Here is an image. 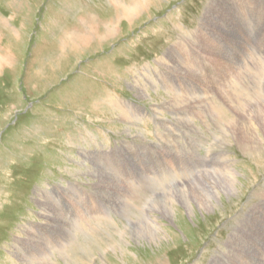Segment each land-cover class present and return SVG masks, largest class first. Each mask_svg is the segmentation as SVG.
<instances>
[{
	"label": "rangeland",
	"instance_id": "1",
	"mask_svg": "<svg viewBox=\"0 0 264 264\" xmlns=\"http://www.w3.org/2000/svg\"><path fill=\"white\" fill-rule=\"evenodd\" d=\"M112 1L0 0V57L3 59L0 67V264H28L19 257V248L26 251L33 248L31 242L46 243L41 231L33 229L48 232L51 238L48 243L55 236L63 240L70 234L73 236L71 244L62 245L58 252L50 250L51 257L46 248V259L48 256L51 264H264V145L243 151L233 138L237 132L231 138L226 137L229 141L219 144L213 137L220 135L214 129L215 118L207 119L209 126L197 119L193 124L176 120L166 104L169 92L156 84L158 79L162 81V76L152 69L164 71L160 66L161 56L168 46L200 26L207 12L205 21L212 28H207L204 35L225 44L228 50L220 49L224 55H230L233 50L229 34L247 50L249 42L257 59L256 72L258 67L264 70V0H249V4L230 0L226 10L232 11L233 20L228 25L224 20L226 10L222 12L226 0L212 5V0H141L135 15L125 21H114L116 10ZM257 11L260 18L256 16ZM136 15L139 17L135 18ZM241 16L247 24L245 30L239 26ZM132 18H135L133 23H128ZM110 21L117 26L104 38L103 28L98 24ZM88 24H93L92 32ZM219 31H223V38ZM82 33H89L92 40H97L83 48L84 41L79 40ZM66 34L74 38L76 45L65 39ZM199 56L210 64L206 56ZM233 58L240 62L234 53ZM203 60L195 59V70L208 77ZM164 72L177 76L171 71ZM253 81L252 92L264 94L258 80ZM190 82L183 84L189 86ZM117 101L136 104L144 114L139 118L142 121L137 119L131 127L111 105V102L118 105ZM219 105L226 119L235 118L229 120L233 129L241 120L244 124L248 122L236 117L243 109L235 103L234 110L226 104ZM188 109L195 116L196 108L188 106ZM161 122L165 126L173 125L168 127L173 131L169 136ZM222 124L218 122L219 126ZM260 138L264 139L261 130ZM126 139L138 147L140 156H147L146 163H138L132 153L133 161H129L128 149L123 145ZM104 142L111 149L117 146L119 151L114 150L113 154L118 153V161L127 162L121 163L119 169L110 168L122 176L119 177L123 184L121 195L135 197L136 191H141L139 201L132 204L139 212L133 207L124 213L120 199L111 200L105 194V187L98 185V177L111 178L100 169L99 162L90 163L94 158L83 160L86 163L82 167L77 164L82 163L81 149L100 150ZM227 160L238 174L234 196L218 192L220 196L214 202L213 198L208 213L187 216L182 214L185 206L180 205L173 212L176 216L167 212L165 219L157 212H149L154 200L169 197L176 187L194 182L200 173L225 166ZM105 161L103 165L109 166ZM132 162L140 169L132 168ZM172 167L179 174L173 180H161V184L147 180L152 171L157 174ZM182 169L190 173L184 176L180 174ZM138 171L147 173V181L145 177L138 180ZM68 184L74 185L83 194L82 198L87 199L88 216L99 215V218L74 216L79 210L75 206L77 210L70 209L66 214L79 228L66 224L62 231L57 224L53 228L48 225L50 222L42 216L45 208L38 202L44 200L42 192L53 188L60 195L64 193L62 202L65 198L71 203L64 196L71 194L63 192ZM99 191L103 193L98 194ZM142 214L151 219L157 217L162 227L158 234L165 239L154 243L148 232L138 238L130 235L131 215L142 219ZM107 215L111 216V222L104 219ZM62 216L56 220L59 224H63ZM38 224H43V228Z\"/></svg>",
	"mask_w": 264,
	"mask_h": 264
},
{
	"label": "bare ground",
	"instance_id": "2",
	"mask_svg": "<svg viewBox=\"0 0 264 264\" xmlns=\"http://www.w3.org/2000/svg\"><path fill=\"white\" fill-rule=\"evenodd\" d=\"M131 1L132 2H130V3H127L125 1L123 2V0H113L112 1V5L116 10V14H115L116 16L114 18V21L117 19L121 20V21H125V20H128L129 18H131L132 16L135 15L137 10L141 7V4H140L141 0H131ZM222 1L223 0H212V2H210V5H212L213 3L219 4ZM239 1H244L245 3L249 4V0H239ZM257 1L259 2V0H257ZM229 2H230V0H226V4L222 8V12H224L227 9ZM138 17H139V15L135 16V18H138ZM206 17H207V12L205 13V18H203L201 20L200 26H197L196 28H194L193 31H191L188 35H185L184 38H182L178 42H175L171 46H168L166 53L161 56L160 66L163 68L164 71H171V72L175 73L177 76L174 77V76H171L168 72H164L160 69L152 68L154 71H157V73H159L162 76V81L158 79L159 82H156V84H159L160 87L166 89L169 92L170 99H169V101H166V104L169 105L168 108L170 109L172 115L175 117L176 120L180 119L187 124H193V122H194L193 120L197 119V120L201 121L202 124L209 126L207 119L208 118L209 119L215 118L216 127L214 129L216 130V132H220V135L219 136L216 135L213 137H215V140L218 141L219 144L226 143L227 141H229L226 137L231 138L232 137L231 135L233 133L237 132V134L235 133L233 138L236 141L235 144L238 146V148H241V147L244 148V149L241 148V150H243V151L249 150V149H253V150L258 149V147H261L262 145H264V143H263L264 139L260 138V130L262 131V135L264 136V94H262V95L254 94L252 91H254V85H255V82L253 81L254 79L258 80L259 88L264 89V70H260V68L258 67L257 72H256L257 59L253 56V54L251 52L250 43L248 42V50H247V48L245 46L238 44L235 41V39L233 38V36L230 34H229V38H230L231 43L233 45V50H232V53L230 55H224L220 51V49L221 50H228L227 46L225 44L221 43L219 40H216V39L208 37V36L206 37L204 35V32H205V30H207V28H212V26H210L205 21ZM134 19L128 21V23H131V22L133 23ZM224 20H225L226 25H228L232 22L233 13L231 10H226L224 12ZM92 23L97 24V22L95 20H93ZM91 26L89 25L90 32H92V30H94L93 24ZM98 26H99V28H103L102 29L103 33L101 36H104V38H107L106 37L107 35L110 36L115 31V26H117V25L113 24V22L110 21L109 23H104L101 26H100V24H98ZM239 26L243 30H245L247 27L245 18L243 16H241V18L239 19ZM248 26L250 29L251 26L249 24H248ZM219 34H220V38H223V31H219ZM80 36H81V37H79L80 42H81V40L84 41V43L82 44L83 48H87V46L91 42H95V40H97V39L92 40V36H90L89 33H84L83 35L80 34ZM67 38L69 41L71 40V43L73 45H76L73 42L74 38H72V36L70 34H66L65 39H67ZM98 40H100V43H101V38H99ZM64 43H65V41H64ZM64 45H66V43ZM196 53H200V54H196ZM233 53H234V57L240 59L239 60L240 62L236 61L233 58ZM199 55L206 56L208 58L210 64H208V62L203 60ZM164 56H165V58H164ZM196 58L205 61L206 65H207L206 75L209 78L206 77L205 75H203L202 73H198L195 70V67H196L195 66V59ZM2 61H3V59L0 57V67H1ZM170 61H172V62H170ZM251 64H253L254 67H252ZM223 67L227 68L228 70L225 71V69ZM181 77H184V79H182ZM185 81H191L193 83L190 82L189 86H185L183 84ZM168 82H175L177 84L174 86H169V85H166V84H168ZM153 87L156 88L155 85ZM157 90H158V88H157ZM171 92H172V94H171ZM109 99H111V98H109ZM215 101H218L220 104H226L228 106V109H231V110L236 109V107L233 105V103H235V105L237 107H239L241 110L243 109L241 114H239L238 116L236 114V117H242L248 122H245V124H244V122L241 120L239 122V124L237 125V127H235L236 129H233V127H232L233 125L231 124V122L229 120H233L235 118L226 119L224 114L221 112L222 106H220L219 103H217V102L215 103ZM117 103H118V101H117ZM120 104H121V107H120ZM111 105L117 109L121 118H123V120L126 123H128L131 127H134V125H133L134 121H136L137 119H139L140 117H142L144 115L142 112V109H140L136 104H132L129 102H127V103L120 102L117 105V104H113L111 102ZM188 106H193L194 108H196L195 112H194L195 116L190 112V110L188 109ZM222 110H224L223 107H222ZM139 120L142 121V119H139ZM145 120H146V118H145ZM157 120H159V119H157ZM239 120H240V118H239ZM226 121H229V122H226ZM218 122L223 123L222 126H219ZM157 125H156V127H157ZM162 125L164 126L165 131L167 132V135L169 136L171 129H169L168 127H172L173 125L171 123H167L166 126L164 123H162ZM136 126H137V124H136ZM171 132H173V131H171ZM141 138H143V137H141ZM141 141H143V139ZM104 143L106 144V142H104ZM104 145L101 146L100 150H97L96 148L93 150L81 149L80 150L81 154H79V155L82 158V163L78 162L77 164L82 167V164L86 163V161H83V160H85V159L90 160V158L95 159V160L90 162L92 165H95V162H99V165L102 167L100 169L102 171H106L107 175H110L111 180H108V176H106V175L99 176L98 177V180H99L98 185L105 187V194L107 196H109V198H111V200H113L114 198H117L114 200L120 199V201L124 205L122 207H123V210L125 213V211L126 212L129 211V208L134 207V206L132 207L133 201H139V199L141 197V191L140 192L136 191V193L137 192L138 193L135 194V197H128V196L124 197L123 195L120 194L123 184L120 182L121 178L119 179V177H122V176L117 171H116L117 175L115 173H113L110 167H114V168L119 169L121 163L124 164L127 162H125V161L122 162L121 160L120 161L117 160L118 153L113 154L114 150L119 151L118 147L115 144H113L116 146L115 149H111L109 147H106L107 144L105 146ZM123 145L125 146L126 149L129 150V151L127 150V154L130 158V160H129L130 162L132 160L131 153L135 154L137 156L138 163H141L144 161L143 162V164H144L147 162V160L144 158L147 156L142 154L141 155L142 157H141L137 153V152H139L138 147H136L133 144V142H130L128 139H126L125 142L123 143ZM96 147L98 148L97 145H96ZM103 148H104V151H102ZM147 148H149V147H147ZM215 148H216V146H215ZM154 151H155V149H154ZM213 152H215V151H213ZM251 152H252V150H251ZM261 153H262V151H261ZM213 154H215V153H213ZM249 157H251V155ZM105 159L110 163V164H108L109 166L103 165V163H106ZM223 160H224V156H223ZM112 162H113V164H112ZM183 162H185V161H183ZM226 162H227V164L225 166H222V167L217 166L213 171L211 170L210 172L206 171V172L200 173L197 176V178L196 177L194 178V182H192L190 184H185L183 187H176L172 192H170L172 195H169V197L161 198L158 201L154 200V202H156V201L157 202L156 203L153 202L151 204V208H150L151 210L149 212H153V213L157 212L159 214L160 218L165 219L167 212L171 216H176V214L173 215V212L175 209H179V205H180L182 207L185 206V210L182 214H187V216H191L192 214H195L196 212L208 213L210 211V208H211L210 206H211V202H212L213 198H214V200H213V202H214L217 199V197L220 196L218 194V192L221 191V192H223L229 196H234L237 193V183H238L237 175L238 174L236 171H234L233 167L231 168V166L228 165V160ZM132 163L135 165V166L133 165L132 168H134V169L136 168L137 170L140 169L139 165L137 166V164L135 162H132ZM122 167H126V166H122ZM214 167H215V165H214ZM145 168H147V167H145ZM198 168H199V166H198ZM86 169L89 170V168H86ZM114 170H116V169H114ZM198 170H200V169H198ZM201 171H203V170H201ZM131 172H133V171H131ZM152 172H153V174H151V173L149 174V175H151V178H150V176H148L147 180H153L156 182H159L161 180H163L165 182H166V180H171V179L173 180L177 175H179V174H176V173H178V171L174 167L170 168V171H166V172L163 171L162 173H160L161 171L160 172L157 171V174L155 173V171H152ZM180 172H182L180 174H183V175L190 173V171L187 169H182ZM138 173H139L138 175L140 178L138 180H144V177L146 180L147 176H145V175L147 173L145 171H138ZM194 173H196V172H194ZM129 175H131V173ZM132 175H134V173H132ZM179 177H181V176H179ZM181 180H182L181 181V183H182L183 179H181ZM102 181H103V185L100 184ZM161 182H159V183L161 184ZM136 185H139V184H136ZM143 186H145V185H143ZM161 186H163V184ZM96 187L98 188L97 185H96ZM157 187H159V186H157ZM74 188H75L74 185L68 184L67 189L65 188V190L63 191V192H67L68 194L69 193L71 194V195H69L70 197L64 195L66 198L72 200L71 203H68L67 200H65V198H64V201L62 202L61 198L63 199L64 193H61V195H62L61 196L53 188H52V190H48V191L46 190L45 193L42 192L44 200H40L38 202V204L44 206L45 210L43 211L44 215H42V216L44 219H47L50 222L48 225H51L52 228L54 227V224L59 225L60 228L62 229V231L65 229L66 224L68 225V227L75 225L77 228L78 227L77 223L75 224L74 223L75 221L73 219H68L67 214H66L67 211L75 208V206L79 210H78V212L76 211L74 216H78V215H81V217L88 216L87 210L85 208L87 199L82 198L83 194L79 193ZM133 188H135V187H133ZM95 190H96V188H95ZM157 191H160V190L158 189ZM102 193H103L102 191L98 192V194H102ZM168 194H169V192H168ZM65 203H66V205H65ZM254 208H256V207H254ZM115 209L117 210V208H115ZM133 209L135 210V207ZM135 211H138V209ZM60 214L63 215L62 216L63 224H59L56 221L57 218H59ZM129 214L130 213L127 214L128 216L124 214V216H127V218H128V217H130ZM131 216L135 217V218L131 217L133 229L131 230L130 235L138 238V237L145 236L148 232L147 235L150 237L151 242L153 241L154 243H156V241H158L160 239H165L163 236H160V234H158V233L162 232V229H161L162 227H161L160 223L157 222V217L151 219V218L144 216L142 214V219H141V218H138L136 215H131ZM38 217H40V216H38ZM88 217H91L92 219L93 218L97 219V218H99V215H97L96 217H92V216H88ZM178 217H180V216H178ZM104 219L106 221L108 220V222L112 221L111 216L108 217V215ZM96 222H99V220ZM38 227L43 228V224H38ZM105 228H106V226H105ZM128 228H131V227H128ZM32 231H35V232L41 231V233H42L41 236H43L46 239V243L40 242L41 244L37 245V242L34 241L35 244L32 242L30 243V245L33 246L32 249H27L25 251L24 249L19 248V250H21V251L17 250L18 252H20L19 257L22 260L28 262V264H46V261H48V264H51L52 262L49 260L48 256L46 259V254H45L46 248L48 250V255H50V257H51V254H53L51 251L58 252L59 247H62V245L66 246L68 244H71V242L73 240V236L70 234L68 236V238H64V240L59 237L60 239H62V242L59 240V238H57L55 236L56 239H52V242L48 243L51 240L48 232L42 231V230H35V229H33ZM233 232H234V230H233ZM236 233H238V230ZM83 235L86 236L85 232ZM233 237L234 236L231 235L230 240H232ZM131 239H132V237H131ZM20 241L23 242L24 240L20 239ZM83 242H84V240H83ZM163 244H164V242H163ZM216 257H218V256H216ZM236 259H237V257H236ZM215 262H218V261L215 260Z\"/></svg>",
	"mask_w": 264,
	"mask_h": 264
}]
</instances>
